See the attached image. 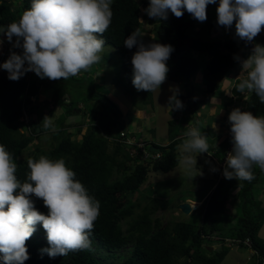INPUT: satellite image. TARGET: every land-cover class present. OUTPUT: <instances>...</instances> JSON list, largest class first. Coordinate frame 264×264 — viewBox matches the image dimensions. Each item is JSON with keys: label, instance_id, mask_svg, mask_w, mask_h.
Here are the masks:
<instances>
[{"label": "trees", "instance_id": "16d2710c", "mask_svg": "<svg viewBox=\"0 0 264 264\" xmlns=\"http://www.w3.org/2000/svg\"><path fill=\"white\" fill-rule=\"evenodd\" d=\"M31 2L32 0H0V28L18 22L22 13L30 9ZM149 5L150 0H113L112 23L102 36H98L105 40V45L113 46L119 54V68L123 75L120 80L121 87L128 93L134 94L131 86L133 85L131 58L137 48H126L124 41L132 32L139 29L145 44L160 43L172 47L173 51L167 61L169 71L166 80L168 81L175 83L182 81L189 84L199 65L194 59L187 57V53L193 51L206 55L207 60L200 68L202 89L205 96L216 95L220 84L235 70L236 61L233 55L241 47L252 48L251 42L240 40L239 37L206 42L200 37L201 30L195 31L199 21L187 11L181 18H176L172 13L168 14L167 20L149 18L150 30L146 33L139 15L141 6L147 9ZM218 5L219 0L207 6V20L203 29L210 31L214 26L209 12L212 9L216 10ZM255 40L257 44L264 46V41L259 37ZM6 47L7 45L3 47L4 60H8L10 54L16 53L18 48L14 45ZM73 78L75 77L70 79ZM241 81L239 78L235 80L232 88L233 96L243 94L237 91V85ZM42 85L43 80L38 81L34 72L25 73L17 81L9 80L8 75H0V144H3L13 155L18 166L16 176L21 183L27 178L28 159H38L41 155L51 159L63 158L66 165L76 173V179L88 190L89 195L99 201L100 209L90 234L91 250L70 252L64 257L50 258L47 253L42 252L49 247L47 239L30 238L26 242L29 259L25 264H107L100 258L122 260L121 264H185L186 262L221 264L229 251L230 246L227 245L229 239H238L241 247L246 245V241L249 242L251 250L257 254L255 263L264 264V247L258 239V232L264 224V207L261 206L259 196L257 197L259 189L264 185V171L253 165L252 172L255 179L251 182L228 180L223 176L208 196L204 209L198 212V220L195 223L183 221L161 226L160 220L152 219V216L159 208L168 207L167 199L152 198L137 215L134 213L135 208L140 204H132L131 199L148 179L150 172L167 173L178 165L177 146L183 141L175 139L171 133L170 128L174 125V120L168 121L170 143L160 146V159L142 161L139 149L120 141V133L124 132L125 137L128 133L124 128L117 130V135L113 133L110 126L116 123L120 116L116 114L117 111L113 112V116L110 115L111 123L107 119L105 124L100 123L98 118L94 117L98 123L92 125L90 131L86 132L79 141L72 139L70 129L76 128L79 132L80 127L57 125L58 130L54 133L64 135L58 144L47 153L35 148V153L40 154H27L25 159L23 155L27 153L31 139L45 131L43 118L35 120L32 117L31 107L32 99H37L38 94L47 91L44 89L41 92ZM141 94L145 105L152 103L153 92L141 91ZM246 94H248L247 100L242 102L240 110L249 111L254 116H264V104L259 102L255 93ZM57 97L58 94L54 91L53 104H57ZM208 99L210 97L200 103H207ZM195 103L194 100L190 101V105L194 106ZM25 115L27 122L24 124L20 119ZM100 132L105 133L99 135ZM217 139L218 136L213 141L207 140V143L209 150L214 151V157L223 161L232 137L228 136L218 145L211 147ZM109 140L112 141L110 151ZM114 175H117L115 179L112 178ZM234 189L236 193L230 195ZM233 198L236 200L233 201ZM227 199L234 208L231 212L226 209ZM33 200L36 209L47 215L48 209L43 201L34 196ZM229 217H232L230 221L227 220ZM127 218H129L126 221L128 227L123 230L121 225ZM227 222L231 224L229 227L225 225ZM36 229L44 231L41 225H37ZM215 244H218L219 248L211 250L210 247ZM126 246H129V249L126 251L127 256L123 257L120 250ZM205 246L209 247L205 248Z\"/></svg>", "mask_w": 264, "mask_h": 264}, {"label": "clouds", "instance_id": "9594fccd", "mask_svg": "<svg viewBox=\"0 0 264 264\" xmlns=\"http://www.w3.org/2000/svg\"><path fill=\"white\" fill-rule=\"evenodd\" d=\"M216 2L150 0L144 11L149 18L160 20H167L169 11L176 18H181L187 11L197 21L205 22L207 6ZM112 3L113 0H32L30 9L22 13L18 22L0 28V33L5 34L9 42L16 38L14 47L23 49L22 55L11 53L0 67L9 73L8 79L12 81L19 80L27 72H34L41 79L57 81L89 71L101 60L105 40L98 36H102L112 23ZM216 12L218 25L231 28L235 23V34L240 40L252 42L264 30V0H219ZM124 46L137 48L131 58L132 84L136 90L154 92L160 89L167 78V61L172 47L160 43L145 44L139 29L125 39ZM241 64L247 77L237 85V91L244 93L245 98L246 93H255L264 104V46L256 44ZM172 101L175 102L174 109L183 108L175 96L170 98V103ZM228 120L233 148L228 154L230 148L226 152L223 175L228 180L251 182L255 179L253 165L264 171V116H254L236 108ZM42 124L45 130L56 131L53 117L45 116ZM185 136L178 151L181 164L191 175L197 167V156L208 153L209 145L207 137L195 127L186 131ZM160 146L145 143L143 149L150 155L145 160L140 148L134 147L140 150L141 160L147 161L160 159V151H149L151 147L160 149ZM17 167L13 155L0 144V264H25L29 259L26 242L37 225L46 232L49 247L42 252L50 258L91 250L90 234L99 216L100 203L89 195L65 160L45 155L28 159L29 171L23 183L16 176ZM33 196L43 201L47 215L36 209ZM198 208L191 206L190 214ZM229 240V246L241 245L233 242L238 239ZM248 249L253 255L251 246Z\"/></svg>", "mask_w": 264, "mask_h": 264}, {"label": "rangeland", "instance_id": "374dc122", "mask_svg": "<svg viewBox=\"0 0 264 264\" xmlns=\"http://www.w3.org/2000/svg\"><path fill=\"white\" fill-rule=\"evenodd\" d=\"M144 10L145 8L141 6L139 18L145 32L148 33L150 30V25H148L149 16ZM209 15L214 25L210 31L206 30V28L203 29L204 22H199L195 28V31L201 30L200 37L204 41L215 42L222 38L227 40L238 38L235 34V26L232 25V29H230L218 25L216 10H210ZM257 37L264 41V31L262 30ZM255 39L256 37L251 42L252 48L241 47L233 55L236 61L235 70L220 84L216 95L212 97L205 96V92L202 89L200 68L207 60V56L190 51L187 53V57L194 59L199 65V69L193 78L190 79V83L187 84L182 81L175 83L166 80L160 89L153 92V101L148 105L143 102L144 98L141 91H137L133 85L131 86H133L134 94L128 93L121 87L120 80L123 75L119 68V54L113 46L105 45L100 53L101 60L94 64L89 71L81 72L73 79L51 81L47 78L41 79L36 75L38 81L43 80L41 92L44 89L47 91L40 93L37 99H33L31 106L33 108L32 117L35 120L38 118L44 119L45 116L53 117L55 126L61 124L64 127H80L79 132L76 128L70 129V133L73 135L72 139L79 141L86 132L90 131L92 125L95 126L98 123L94 117L98 118L100 123H104L106 119L110 120V115L113 116L114 111L115 113L117 111L116 114L120 116L115 122L118 124L114 123L110 126L113 133L117 135V130L124 128L128 133L129 143L138 148L143 147L145 143L151 142L166 146L170 141L168 133L170 125L168 121L171 120H174V125L170 129L175 138H180V140L184 141L186 139V131L195 127L201 131L202 135L207 137V140L218 136L215 142V145H218L225 138L231 136V124L228 120L230 113L236 108L241 109L242 102L247 100L244 93L241 96H233L232 88L237 78L243 80L247 77V71L242 69L241 62L246 60L251 54L253 47L257 44ZM0 40L4 42V44H0L1 59L5 50L3 48L4 45H7V47L13 46L16 38L13 37V40L9 42L6 35L0 33ZM22 52V47H18L16 54L22 55ZM25 65L27 66V63ZM54 91L58 94L57 104H53L52 93ZM173 96L182 102L183 108L181 110L174 109V101L170 103V98ZM246 96L248 97V94ZM208 97L210 99L207 100V103H200ZM191 100L196 102L194 106L190 105ZM34 107L36 108L34 109ZM20 131L22 132V130ZM104 133L100 132L99 135ZM63 136L61 133L58 135L53 131L45 130L38 137L31 139L28 151L24 153L23 158L26 159L27 154H34L35 148L47 153L53 146L58 144ZM109 143L110 151L112 149V141L109 140ZM229 148H233L232 143ZM210 153H202L197 156V167H194L191 175L188 174L181 164L179 151V162L174 170L167 173L150 172L148 179L132 196V204H140L139 207L135 208V215L140 214L152 198H163L169 201L168 207L165 209L159 208L153 214L152 219L158 218L161 226H165L167 223L173 224L183 221L195 223L198 220V212L205 207L208 194L211 193L219 179L224 176L223 171L226 162H218L210 157ZM35 154L39 155L40 153L37 152ZM142 159H146L145 154L142 155ZM116 177L117 175H114L112 178L115 179ZM235 191L236 189L230 192V195H234ZM257 197L262 202L261 206L264 207V185L259 189ZM232 200L235 201L236 199L233 198ZM183 203H189L192 207L199 208L193 214L184 215L179 209V206ZM232 208V204L227 199V211L231 212ZM231 219L232 217H229L227 220L230 221ZM128 220L129 218L122 223L121 227L123 230L128 227L126 222ZM225 225L229 227L231 224L226 223ZM31 238L45 240L47 239L46 232L36 229ZM258 239L264 247V224L258 232ZM247 244L250 245L249 242ZM227 245L229 246V243ZM248 245H245L246 247L230 246L229 252L221 264H256L257 258L252 255ZM208 247L205 246V248ZM210 248L211 250H217L219 246L215 244ZM128 249L129 246H126L120 250L123 257L127 256L126 251ZM101 252L103 253V250ZM100 259L107 264L122 263V260ZM182 262H184L183 259ZM185 264H189V262Z\"/></svg>", "mask_w": 264, "mask_h": 264}, {"label": "built area", "instance_id": "2783aa9c", "mask_svg": "<svg viewBox=\"0 0 264 264\" xmlns=\"http://www.w3.org/2000/svg\"><path fill=\"white\" fill-rule=\"evenodd\" d=\"M0 41H2V40H0ZM1 44H4V42L2 41V43ZM7 60H4L3 58H1L0 59V65H2L3 63H5ZM2 70H4L2 67H0V75H3V74H6V75H8V73L6 72V70H4L3 72H2ZM20 122L21 123H26L27 122V116L25 115L23 118H21L20 119ZM123 132V131H122ZM120 141H122V142H124V143H126V144H128V145H130V146H132V147H134V145H131L130 143H129V141H130V139H128V138H126L125 136H124V132L123 133H120ZM145 146V144L143 145V147ZM147 146V145H146ZM143 147H140V150H141V153H143V154H145V156H146V159L147 158H149L150 157V155L149 154H146V152H145V150L143 149ZM134 152V151H133ZM157 157V155L156 156H152V159H155ZM233 242L234 243H239L240 244V241L239 240H233ZM232 242V243H233ZM248 242L246 241L245 242V244L246 245H248L247 244ZM248 246H250V245H248ZM253 255H256V253L255 252H253Z\"/></svg>", "mask_w": 264, "mask_h": 264}, {"label": "water", "instance_id": "95a60500", "mask_svg": "<svg viewBox=\"0 0 264 264\" xmlns=\"http://www.w3.org/2000/svg\"><path fill=\"white\" fill-rule=\"evenodd\" d=\"M171 12L169 11L168 14H170ZM37 132H38V129H37ZM150 152H159L160 149L158 147H151L149 149ZM179 209L181 210V212L184 214V215H189L191 213V206L189 203H183L179 206Z\"/></svg>", "mask_w": 264, "mask_h": 264}, {"label": "crops", "instance_id": "0c3cea01", "mask_svg": "<svg viewBox=\"0 0 264 264\" xmlns=\"http://www.w3.org/2000/svg\"><path fill=\"white\" fill-rule=\"evenodd\" d=\"M38 95H39V94H38ZM214 138H216V137H214ZM214 138H212L211 140L209 139V140H210V141H213ZM176 139H177V138H176ZM178 139L180 140V138H178ZM182 141H183V140H182ZM220 143H221V142H220ZM181 144H182V143H181ZM212 146H216V145L213 144V145H211V147H212ZM177 147H178V146H177ZM231 151H232V149H229L228 152H227V154H228L229 152H231ZM208 152H211V153H210V157H211V158L216 159V160H217L218 162H220V163L222 162V161H219L218 158L214 157V151L209 150ZM177 157H179V156H178V151H177ZM226 158H227V155H226V157H225V159H224V161H223L224 163L226 162ZM223 162H222V163H223ZM225 167H226V163H225ZM234 190H235V189H234ZM234 190H233V191H234ZM233 191H231V192H233ZM234 193H235V192H234ZM230 202H231V201H229V203H230ZM232 207H233V205H232ZM233 209H234V208H232V210H233ZM227 223H228V222H227ZM218 246H219V245H218ZM212 250H213V249H212ZM228 252H229V251H228ZM227 254H228V253H227ZM227 254H226V255H227ZM255 262H256V261H255Z\"/></svg>", "mask_w": 264, "mask_h": 264}]
</instances>
